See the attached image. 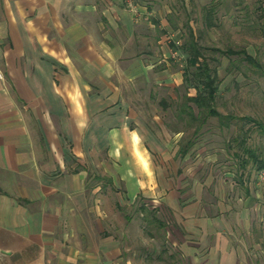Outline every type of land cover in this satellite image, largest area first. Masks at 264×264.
Returning <instances> with one entry per match:
<instances>
[{
  "label": "crops",
  "instance_id": "1",
  "mask_svg": "<svg viewBox=\"0 0 264 264\" xmlns=\"http://www.w3.org/2000/svg\"><path fill=\"white\" fill-rule=\"evenodd\" d=\"M169 30L140 0H0V264H134L102 185L163 216L183 264L251 263L233 208L210 212L209 178L156 172L166 146L139 105L183 83Z\"/></svg>",
  "mask_w": 264,
  "mask_h": 264
},
{
  "label": "rangeland",
  "instance_id": "2",
  "mask_svg": "<svg viewBox=\"0 0 264 264\" xmlns=\"http://www.w3.org/2000/svg\"><path fill=\"white\" fill-rule=\"evenodd\" d=\"M140 1L168 17L171 30L163 32L162 45L169 53L166 60L171 71L183 76V83L176 87L153 85L151 98L147 87L145 99L141 98L146 102L139 105L145 122L166 146L162 157H153L156 172L161 177L209 178L210 195L204 197L212 204L210 212L232 207L233 216H226L233 224L230 240L238 244L250 264H264V175L245 153L249 149L264 162V0ZM191 31L202 59L211 70L216 69L218 90L213 108L218 116L206 114L194 120L184 113L179 117L184 96H194L196 88H201L195 68L187 66L188 54L183 49ZM241 50L258 65L248 63L242 55H225ZM0 78L7 83L2 72ZM190 105L198 116V108ZM187 147L188 154L181 157L177 152ZM109 188V194L102 190L106 195L103 206L133 263L183 264L167 240L165 218L147 211L141 203L118 206L115 196L124 198L123 186L116 192ZM244 220L250 225L243 224Z\"/></svg>",
  "mask_w": 264,
  "mask_h": 264
},
{
  "label": "trees",
  "instance_id": "3",
  "mask_svg": "<svg viewBox=\"0 0 264 264\" xmlns=\"http://www.w3.org/2000/svg\"><path fill=\"white\" fill-rule=\"evenodd\" d=\"M211 11L209 10V17L207 18L208 23L211 22ZM190 41L188 43H185L183 45L184 51L188 54L186 62L188 67H194L195 73L194 76L198 77V79L201 82V88H196V94L194 96H184L183 104L180 109L179 117H182L181 114L187 113L188 117L190 119H197L200 116H203L206 114L209 116H218L214 111L213 105L216 97V93L218 90V84L217 82V73L216 69L211 70L209 66L206 64V62L202 59V56L200 54V48L199 45L196 43L194 39V33L191 31L190 33ZM225 55H242L244 59L252 64V65H258L255 60L250 56L245 50H241L239 52H233L228 51ZM188 71H184V81L187 82L188 80ZM194 104L198 110V116L194 114L193 108L190 104ZM188 152V147L184 148L183 150L179 151V154L181 156L185 155ZM245 153L251 157L254 161V163L257 164V169L259 171H263L264 168V162L255 156V154L249 150L246 149Z\"/></svg>",
  "mask_w": 264,
  "mask_h": 264
},
{
  "label": "built area",
  "instance_id": "4",
  "mask_svg": "<svg viewBox=\"0 0 264 264\" xmlns=\"http://www.w3.org/2000/svg\"><path fill=\"white\" fill-rule=\"evenodd\" d=\"M261 175H264V171H261Z\"/></svg>",
  "mask_w": 264,
  "mask_h": 264
}]
</instances>
